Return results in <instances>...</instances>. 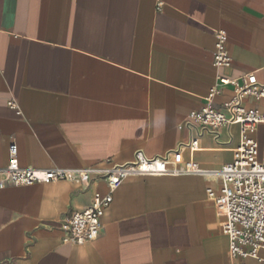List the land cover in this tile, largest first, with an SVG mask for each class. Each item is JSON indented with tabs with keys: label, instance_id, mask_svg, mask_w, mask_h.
<instances>
[{
	"label": "crops",
	"instance_id": "0c3cea01",
	"mask_svg": "<svg viewBox=\"0 0 264 264\" xmlns=\"http://www.w3.org/2000/svg\"><path fill=\"white\" fill-rule=\"evenodd\" d=\"M217 30L233 58L222 75L264 83V0H0V177L12 142L23 167L125 164L143 151L214 172L130 175L84 245L64 241V224L111 192L104 179L0 188V264H231L207 189L219 192L240 127L185 123L216 81ZM233 95L223 88L214 106ZM253 136L263 147L264 124Z\"/></svg>",
	"mask_w": 264,
	"mask_h": 264
},
{
	"label": "built area",
	"instance_id": "2783aa9c",
	"mask_svg": "<svg viewBox=\"0 0 264 264\" xmlns=\"http://www.w3.org/2000/svg\"><path fill=\"white\" fill-rule=\"evenodd\" d=\"M216 38V81L206 97L207 104L191 112L185 123L215 130L232 125L240 127L242 139L238 146V156L219 170V192L210 187L207 193L214 201L218 214L223 217V232L230 238L231 264H249L252 259L264 264V146L253 136L258 127L264 124V110L246 104L247 98L255 101L264 99V83L259 82L255 73L236 78L222 75L223 68L232 66L233 58L227 47L226 32L217 30ZM227 86L234 88V95L223 103L222 108H216L215 99ZM8 104L19 109L15 99H10ZM187 146L197 149L199 138H192ZM132 174L178 176L210 175L214 172L204 169L195 161L180 162L168 155L149 157L143 151H137L135 160L125 164H115L108 159L103 165L79 168L23 167L18 158V146L12 142L8 164L1 170L0 188L62 181L87 187L95 179H104L111 192L105 195L96 192L91 207L75 212L64 224L67 233L64 241L84 245L99 237L102 218L114 200L113 191Z\"/></svg>",
	"mask_w": 264,
	"mask_h": 264
}]
</instances>
